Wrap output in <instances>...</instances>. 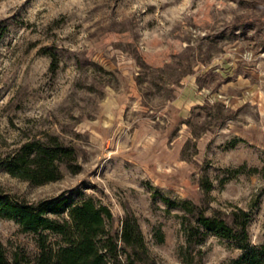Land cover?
Returning <instances> with one entry per match:
<instances>
[{"label":"rangeland","instance_id":"374dc122","mask_svg":"<svg viewBox=\"0 0 264 264\" xmlns=\"http://www.w3.org/2000/svg\"><path fill=\"white\" fill-rule=\"evenodd\" d=\"M0 30V161L57 137L79 166L45 185L0 167V193L92 198L111 234L137 221L156 264L241 254L213 235L189 250L170 201L246 211L264 244V0H0ZM0 240L11 262L37 263L39 236L14 220L0 217Z\"/></svg>","mask_w":264,"mask_h":264},{"label":"trees","instance_id":"16d2710c","mask_svg":"<svg viewBox=\"0 0 264 264\" xmlns=\"http://www.w3.org/2000/svg\"><path fill=\"white\" fill-rule=\"evenodd\" d=\"M4 35V30H0V41ZM50 57L57 62L55 53ZM77 163L76 150L52 137L49 141L26 142L0 161V167L13 177L45 185L63 177L62 166L77 174ZM168 203L179 206L185 213L182 224L189 250L213 235L234 242L241 250L232 264H264V244L250 242L248 212H233L228 221L218 213L207 216L202 205L190 200ZM0 217L14 220L23 230L39 236L40 255L36 264H156L150 259L137 221L127 218L121 233L111 234L107 225L113 220L112 212L92 198L76 202L68 195L33 204L0 193ZM45 232L56 235L59 241L50 243ZM0 264H20L17 257L13 262L8 259L1 240Z\"/></svg>","mask_w":264,"mask_h":264}]
</instances>
